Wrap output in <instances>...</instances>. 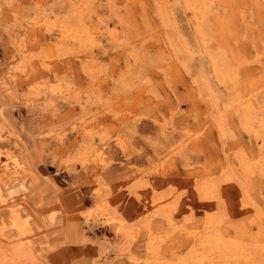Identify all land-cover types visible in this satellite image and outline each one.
Here are the masks:
<instances>
[{
  "label": "rangeland",
  "instance_id": "1",
  "mask_svg": "<svg viewBox=\"0 0 264 264\" xmlns=\"http://www.w3.org/2000/svg\"><path fill=\"white\" fill-rule=\"evenodd\" d=\"M0 238L264 264V0H0Z\"/></svg>",
  "mask_w": 264,
  "mask_h": 264
},
{
  "label": "bare ground",
  "instance_id": "2",
  "mask_svg": "<svg viewBox=\"0 0 264 264\" xmlns=\"http://www.w3.org/2000/svg\"><path fill=\"white\" fill-rule=\"evenodd\" d=\"M44 222V221H43ZM41 224V223H40ZM27 225V223H26ZM2 230V229H1ZM24 231V230H23ZM4 232V231H3ZM25 233H28L26 232L25 230ZM30 233V232H29ZM1 244H3V240L0 238V263L1 264H30L31 263V260H32V257H29L27 259H19V261L17 260H13L11 259V254L12 252L10 251V249L8 248H5L3 245L1 246ZM7 244V243H6ZM5 245V244H4ZM10 246V245H9ZM26 255V254H25ZM24 257V256H22ZM25 258V257H24ZM2 261V262H1ZM33 262H34V258H33ZM35 263V262H34ZM32 264V263H31Z\"/></svg>",
  "mask_w": 264,
  "mask_h": 264
}]
</instances>
